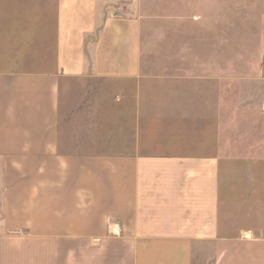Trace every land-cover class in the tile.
Segmentation results:
<instances>
[{
    "label": "crops",
    "instance_id": "obj_1",
    "mask_svg": "<svg viewBox=\"0 0 264 264\" xmlns=\"http://www.w3.org/2000/svg\"><path fill=\"white\" fill-rule=\"evenodd\" d=\"M105 1L0 0V264H264V0Z\"/></svg>",
    "mask_w": 264,
    "mask_h": 264
},
{
    "label": "rangeland",
    "instance_id": "obj_2",
    "mask_svg": "<svg viewBox=\"0 0 264 264\" xmlns=\"http://www.w3.org/2000/svg\"><path fill=\"white\" fill-rule=\"evenodd\" d=\"M141 2L143 0H106L104 7H106L109 11L112 12H120L125 8L126 3L129 2ZM156 4H139L145 12L147 22V28L145 29L144 34V42L147 48H149L150 59L154 61H163L170 60V56L174 55L171 53L172 50H179L181 45L186 44H194L193 41L195 39L194 36H181L180 31H185L191 33L192 30L195 29L194 21H192L189 16L193 13V9L195 6L191 4H185L184 14L186 16L176 19H169L165 12V4L163 1L165 0H156ZM172 7L173 5H168ZM177 6V5H176ZM181 7V6H180ZM179 8V6H178ZM192 9V10H191ZM150 16V17H149ZM170 30H173L170 33ZM179 55V53H176ZM175 54V55H176ZM161 73L164 71L162 66L158 70ZM76 88H82L84 85L80 83H76L73 85ZM89 87H95L93 82H89L87 84Z\"/></svg>",
    "mask_w": 264,
    "mask_h": 264
}]
</instances>
